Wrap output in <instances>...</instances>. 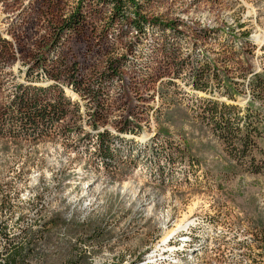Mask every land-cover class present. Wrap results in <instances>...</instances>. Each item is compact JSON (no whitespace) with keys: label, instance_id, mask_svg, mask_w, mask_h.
<instances>
[{"label":"rangeland","instance_id":"rangeland-1","mask_svg":"<svg viewBox=\"0 0 264 264\" xmlns=\"http://www.w3.org/2000/svg\"><path fill=\"white\" fill-rule=\"evenodd\" d=\"M78 1L0 0V39L12 47L0 57V264H10L8 239L23 241V229L51 219L54 226L34 246L38 257L30 264H133L139 252L144 261L167 233L196 216L204 221L198 233L206 242L169 253L161 264H264V139L256 154L261 174L216 172L228 162L224 148L183 92L189 91L185 75L205 54L223 78L233 79L236 103L261 107L264 130V89L252 87L264 80V0H139L148 19L181 25L178 55L189 60L178 81H159L160 72L174 74L159 60L152 64L155 74L146 76L162 45L160 34L150 28L142 35L121 31L101 0H83L84 27L66 32L53 56L47 53L50 20L67 16ZM204 28L213 32L200 38L197 31ZM106 29L117 35L110 39ZM131 42L136 61L122 80L108 84L104 116L52 81L49 62L28 71L43 53L65 55L93 83L110 60L130 54ZM27 87H50L49 96L64 88L72 101L68 117L55 120L48 136L21 128L17 99ZM125 120L139 133L119 135ZM104 132L111 135L109 157L99 146ZM188 152L205 161L196 163L203 166L198 173ZM95 229L99 238L92 236Z\"/></svg>","mask_w":264,"mask_h":264},{"label":"trees","instance_id":"trees-1","mask_svg":"<svg viewBox=\"0 0 264 264\" xmlns=\"http://www.w3.org/2000/svg\"><path fill=\"white\" fill-rule=\"evenodd\" d=\"M101 1L110 6L112 21L121 22V31L131 30L142 35L145 33V29L150 28L153 32L156 30L157 35L160 34L163 40L162 45L159 48H155L158 53L157 57H155L156 59L152 58L146 65L147 69L144 70L146 76L150 74V77H152L155 74L151 69L155 60H159L160 64L171 66L174 73L172 78H170L160 72L159 81H178V78L183 76V69L186 66V60H189V58L183 57L180 60L182 55H178L179 48L175 38L181 37L180 23L172 21L162 24L157 20L148 19L144 15L145 5L140 3L139 0ZM128 9L130 11L127 12ZM86 18L83 11V0H79L77 6L67 16H63L59 20L51 19L52 36L44 44V50H47V53L51 52L53 56L58 46L62 45L65 40L66 32H79L84 27ZM109 29L106 30L109 31L108 37L111 39L117 33H114L116 32L114 29L112 31ZM211 32L213 31L209 29H200L197 31V36L205 38L211 36L209 34ZM217 35L222 38L224 34L220 33ZM241 35L244 36L245 40H248L250 36L248 32H243ZM224 40L228 44V41ZM10 45L9 41L0 39V57L7 54V50L12 51ZM130 47L131 51L129 55H122L121 58L110 60L107 71L98 74L93 83L83 79L79 65L76 62L68 60L65 55L50 58L43 53L36 57L34 64L28 67V71L32 72L35 69L47 67L46 63L49 62L51 69H47V72L48 77L52 81L55 83L62 82L69 89L76 91L75 94L85 99L86 103L93 104L92 109L95 111L96 116H104L107 110L106 103H108V93L106 91L109 89L108 84L122 80L125 73L124 70L136 61L131 55L133 52L132 48L134 47L133 42L130 43ZM198 55L197 62L192 63L191 71L185 75L187 90L189 91L183 90V92L187 93V96L192 97L191 99H189L190 97L187 99V105L194 110L197 116H201L203 123L207 124L211 129L227 155L235 161L237 167L250 173H261L263 169L256 161V154L261 151L260 141L264 139V130L261 128L263 123L261 107L255 103H247L246 107L236 103L237 87L233 79L231 81L223 78L221 71L216 69L213 63L210 62L209 57L205 56V54L200 55V53ZM255 86H261L264 89V80L262 84L259 82L252 83V87ZM49 90L50 87H27L22 89L21 95L17 99L19 101L17 109L20 114V125L23 130H32L38 136H48L55 120H62L68 117V108L71 106L72 101L65 94L64 88L59 89L57 96H49ZM194 96L196 99H194ZM49 125L51 126L50 128ZM118 130L120 131L118 134L121 136L124 135V132L126 136L128 134L133 136V134H138L140 129L137 127L132 128L130 121L125 120L124 123L118 126ZM110 136L107 132L99 133L98 135L100 150L105 157L112 155V150L108 143ZM184 155H189L187 157L189 160H191L190 158H195L190 152ZM191 163L190 167H198V173L201 170V166L196 165V163H200V161L195 158V161ZM162 173L165 175V171ZM61 222L63 223L64 221ZM53 226V219L44 221L38 229H34L33 227L23 229L20 233L21 236L19 235L21 238L23 237V241L15 242L13 239H8L9 248L6 249V260L10 264H30L31 260L38 257L34 246L41 241H46V236L49 235L46 230ZM100 233L99 230L95 229L92 236L99 238L101 236ZM143 254V252H139L133 264L140 262L144 256ZM116 264H123V260H118Z\"/></svg>","mask_w":264,"mask_h":264},{"label":"bare ground","instance_id":"bare-ground-1","mask_svg":"<svg viewBox=\"0 0 264 264\" xmlns=\"http://www.w3.org/2000/svg\"><path fill=\"white\" fill-rule=\"evenodd\" d=\"M183 224L181 230L175 232L176 230L173 229L169 234L167 233L166 238L161 240L157 247L147 254L146 259L143 261L145 258L143 257L138 264H146V262L151 264H161L166 262L169 258V253H182L184 250L188 251V249L192 247L197 249L202 242L206 240L203 238L204 236L202 237V235L198 233L201 232L200 228L204 224L203 219L196 216L187 220V222Z\"/></svg>","mask_w":264,"mask_h":264},{"label":"crops","instance_id":"crops-1","mask_svg":"<svg viewBox=\"0 0 264 264\" xmlns=\"http://www.w3.org/2000/svg\"><path fill=\"white\" fill-rule=\"evenodd\" d=\"M205 124V123H204ZM212 134H213V132H212ZM213 137H215L214 136V134H213ZM216 138V137H215ZM222 146V145H221ZM223 148V147H222ZM223 153L224 154H226V157H227V161L228 162H226L225 164V167L223 166V168H225L224 170H221V171H216V172H222V173H227V174H232V173H235L234 174V176H236V175H240V176H242V175H244V174H255V173H250V172H247V171H243L242 169H240L239 167H237V165H236V163H235V161L234 160H232L228 155H227V153L224 151V149H223ZM193 157H195V158H197L201 163H204L205 161L204 160H202V159H200L198 156H196V155H192ZM207 165V164H206ZM201 167H203L202 165H201ZM258 174H261V173H258ZM217 177V176H216ZM217 180H219V181H221L219 178H217Z\"/></svg>","mask_w":264,"mask_h":264}]
</instances>
